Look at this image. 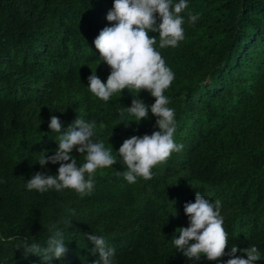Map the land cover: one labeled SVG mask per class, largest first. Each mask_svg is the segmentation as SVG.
<instances>
[{
  "label": "trees",
  "instance_id": "trees-1",
  "mask_svg": "<svg viewBox=\"0 0 264 264\" xmlns=\"http://www.w3.org/2000/svg\"><path fill=\"white\" fill-rule=\"evenodd\" d=\"M187 4L178 46L161 49L158 33H149L175 76L164 95L183 149L153 168L151 180L128 183L119 161L98 169L91 194L81 196L26 188L36 172L58 174L59 164L38 163L58 148L52 115L61 134L78 118L95 120L94 138L117 160L125 139L159 130L150 109L138 123L121 119L136 98L128 89L107 102L88 90L92 70L104 82L110 74L94 40L112 26L106 17L114 0H0V264H42L17 247L27 237L43 248L57 229L68 251L51 264L98 259L85 233L102 235L115 249L113 264H226L228 255L197 261L172 243L176 229L189 226L184 204L195 202L197 191L221 201L226 252L255 245L256 264H264V0ZM188 12L199 15L195 24ZM134 94L155 102L146 90ZM70 155L78 166L85 162L75 148Z\"/></svg>",
  "mask_w": 264,
  "mask_h": 264
},
{
  "label": "clouds",
  "instance_id": "clouds-1",
  "mask_svg": "<svg viewBox=\"0 0 264 264\" xmlns=\"http://www.w3.org/2000/svg\"><path fill=\"white\" fill-rule=\"evenodd\" d=\"M187 8V0H178L175 3L174 0H114L113 9L106 17L109 22H113L112 26L101 30L94 40L99 57L110 68V74L104 82L97 75V71L91 69L88 90L95 97L107 102L114 93L128 89L136 98L132 100L130 107L120 111L121 119L134 117L129 122L138 123L148 118L150 109L157 117L156 127L159 130L150 135H133L125 139L116 152L120 158L117 160L103 141L94 138L95 120L78 118L61 134L62 122L59 117L52 115L48 127L57 134L55 139L58 148L54 155L41 156L38 163L41 166L48 163L59 164L58 174L34 173L26 182L29 191L44 193L49 189H72L81 196L89 195L94 188L97 170L111 167L118 161L125 168L119 174L128 183H136L138 177L151 180L153 168L166 162L173 152L183 149V145L174 140L175 112L167 106L169 99L164 95L175 76L161 53L154 47L157 36H150L149 33H158L161 49L178 46L184 39L182 25L185 21L181 13ZM198 19V14L188 12L190 23L195 24ZM144 90L155 98L153 104H145L134 94ZM103 126L101 123L100 127ZM74 148L80 155L85 154L82 166H78L77 160L70 155ZM220 210V200L210 201L197 191L195 202L184 204L189 226L176 229L179 235L172 237L175 248L184 256L197 261L202 256L209 261H216L228 255L230 259L226 264H256L260 260V253L255 245L244 249L233 246L230 252H226L228 233L223 227L224 220ZM85 235L95 246L93 253H99V258L92 264H113L115 249L107 245L105 238L93 233ZM23 240V246H18L17 249L23 248L25 255L34 253L41 256L42 264H51L53 259H60L68 251L63 232L59 229L54 231L43 248L37 243L29 244L27 237ZM238 251L245 253L247 258L237 256Z\"/></svg>",
  "mask_w": 264,
  "mask_h": 264
}]
</instances>
